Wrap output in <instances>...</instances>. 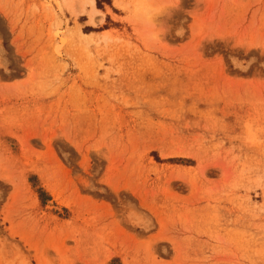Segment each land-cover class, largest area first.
Here are the masks:
<instances>
[{
    "label": "rangeland",
    "instance_id": "374dc122",
    "mask_svg": "<svg viewBox=\"0 0 264 264\" xmlns=\"http://www.w3.org/2000/svg\"><path fill=\"white\" fill-rule=\"evenodd\" d=\"M93 2L0 0V264H264V0Z\"/></svg>",
    "mask_w": 264,
    "mask_h": 264
},
{
    "label": "bare ground",
    "instance_id": "6f19581e",
    "mask_svg": "<svg viewBox=\"0 0 264 264\" xmlns=\"http://www.w3.org/2000/svg\"><path fill=\"white\" fill-rule=\"evenodd\" d=\"M89 4H90V5L92 6V8H93V1L89 0ZM100 16H101V13H100V12H98V11L95 10V9H92L91 14H90V22H91V24L95 25V21H96L97 17H98V19H99ZM97 21H98V20H97ZM97 21H96V22H97Z\"/></svg>",
    "mask_w": 264,
    "mask_h": 264
},
{
    "label": "trees",
    "instance_id": "16d2710c",
    "mask_svg": "<svg viewBox=\"0 0 264 264\" xmlns=\"http://www.w3.org/2000/svg\"><path fill=\"white\" fill-rule=\"evenodd\" d=\"M97 1V6L99 5L98 3H99V0H96Z\"/></svg>",
    "mask_w": 264,
    "mask_h": 264
},
{
    "label": "crops",
    "instance_id": "0c3cea01",
    "mask_svg": "<svg viewBox=\"0 0 264 264\" xmlns=\"http://www.w3.org/2000/svg\"><path fill=\"white\" fill-rule=\"evenodd\" d=\"M92 1H93V0H92ZM93 9H95V8H94V2H93Z\"/></svg>",
    "mask_w": 264,
    "mask_h": 264
}]
</instances>
